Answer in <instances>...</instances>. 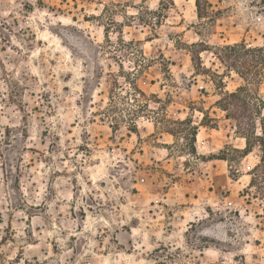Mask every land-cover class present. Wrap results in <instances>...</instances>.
Instances as JSON below:
<instances>
[{
  "label": "rangeland",
  "instance_id": "1",
  "mask_svg": "<svg viewBox=\"0 0 264 264\" xmlns=\"http://www.w3.org/2000/svg\"><path fill=\"white\" fill-rule=\"evenodd\" d=\"M160 1L0 0V264H264L263 152L217 104L264 0Z\"/></svg>",
  "mask_w": 264,
  "mask_h": 264
},
{
  "label": "trees",
  "instance_id": "2",
  "mask_svg": "<svg viewBox=\"0 0 264 264\" xmlns=\"http://www.w3.org/2000/svg\"><path fill=\"white\" fill-rule=\"evenodd\" d=\"M195 3L200 18H212L210 16V7L212 6L210 0H195ZM160 4L162 8H166L167 5L174 4V1L161 0ZM161 11L158 13H161ZM154 13H157V11H154ZM217 54L222 63L227 67L228 72L234 70L243 80V83L234 91L225 90V87H223V97L217 101L219 107L226 111V117L236 121L237 132L246 139L244 149L232 148L231 150L245 157L253 151L256 144L259 145L263 154L260 163L251 169L250 174L252 175V179L250 187L258 186L264 194V99L255 90L257 85L264 82V45L252 46L242 41L220 47ZM134 91H137L138 95H144L143 91L137 89V87H135ZM137 94L133 95L136 99ZM110 101L111 103H109L106 112L108 118L112 116L111 113H114L119 108L114 102L113 97H110ZM114 118L116 119V117ZM174 122L180 124L185 129L189 128L194 141H196L198 127L193 125L189 118L178 119ZM169 132L175 135L174 131ZM193 149L195 150V147ZM216 158L229 161L226 151H223L222 156ZM249 194L252 193L247 191L246 195Z\"/></svg>",
  "mask_w": 264,
  "mask_h": 264
},
{
  "label": "bare ground",
  "instance_id": "3",
  "mask_svg": "<svg viewBox=\"0 0 264 264\" xmlns=\"http://www.w3.org/2000/svg\"><path fill=\"white\" fill-rule=\"evenodd\" d=\"M194 1V0H193Z\"/></svg>",
  "mask_w": 264,
  "mask_h": 264
}]
</instances>
